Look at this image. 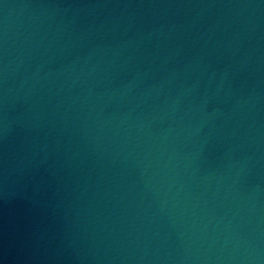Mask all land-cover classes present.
Instances as JSON below:
<instances>
[{"label": "water", "instance_id": "water-1", "mask_svg": "<svg viewBox=\"0 0 264 264\" xmlns=\"http://www.w3.org/2000/svg\"><path fill=\"white\" fill-rule=\"evenodd\" d=\"M0 264H264V0H0Z\"/></svg>", "mask_w": 264, "mask_h": 264}]
</instances>
